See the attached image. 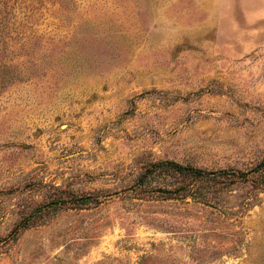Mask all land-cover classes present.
I'll use <instances>...</instances> for the list:
<instances>
[{
	"label": "rangeland",
	"instance_id": "374dc122",
	"mask_svg": "<svg viewBox=\"0 0 264 264\" xmlns=\"http://www.w3.org/2000/svg\"><path fill=\"white\" fill-rule=\"evenodd\" d=\"M0 264H264V0H0Z\"/></svg>",
	"mask_w": 264,
	"mask_h": 264
},
{
	"label": "trees",
	"instance_id": "16d2710c",
	"mask_svg": "<svg viewBox=\"0 0 264 264\" xmlns=\"http://www.w3.org/2000/svg\"><path fill=\"white\" fill-rule=\"evenodd\" d=\"M163 171H167L168 173H174L177 172L180 175L183 174H189L188 172H190V174L194 177H196L197 179H201V178H207V179H211V175H206L205 173L202 172H192L190 169H185L182 166L175 164V163H162L160 165V167H157V169L151 170V173L154 176H158V174H161ZM147 184V182L145 181H141V185L145 186ZM180 190H184L187 191L188 188H181ZM193 192V191H192Z\"/></svg>",
	"mask_w": 264,
	"mask_h": 264
}]
</instances>
